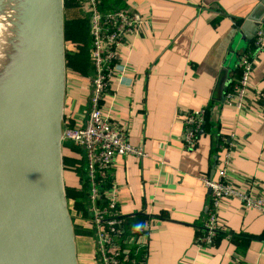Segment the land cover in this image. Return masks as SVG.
<instances>
[{
  "label": "crops",
  "instance_id": "crops-1",
  "mask_svg": "<svg viewBox=\"0 0 264 264\" xmlns=\"http://www.w3.org/2000/svg\"><path fill=\"white\" fill-rule=\"evenodd\" d=\"M261 1L110 0L113 7H132L142 18L138 32L127 35L121 47L133 82L123 84L112 75L103 110L133 145L148 152L143 157L117 154L113 165L121 210L136 223L150 225L145 264H264V212L245 206L238 196L221 201L217 215L226 230L213 244H201L197 230L210 199L205 176L217 178L223 165L217 135L235 133L231 185L264 196V101L259 95L264 92V50L255 58L244 107L224 102L225 86L239 80L240 56L253 40H239L241 24ZM66 49L77 50L75 42ZM91 73L71 65L66 56L63 118L71 124L86 117ZM205 106L204 130L187 147L186 112ZM73 145L63 144L64 181L81 189L75 172L82 152ZM82 214L74 209L81 229L76 231L79 261L97 264L94 238L87 235L93 234Z\"/></svg>",
  "mask_w": 264,
  "mask_h": 264
},
{
  "label": "water",
  "instance_id": "water-1",
  "mask_svg": "<svg viewBox=\"0 0 264 264\" xmlns=\"http://www.w3.org/2000/svg\"><path fill=\"white\" fill-rule=\"evenodd\" d=\"M31 6L35 47L23 118L7 124L0 111V264H80L63 173L65 0ZM263 20L264 0L241 24L239 40H252ZM10 107L9 100L1 110Z\"/></svg>",
  "mask_w": 264,
  "mask_h": 264
},
{
  "label": "built area",
  "instance_id": "built-area-1",
  "mask_svg": "<svg viewBox=\"0 0 264 264\" xmlns=\"http://www.w3.org/2000/svg\"><path fill=\"white\" fill-rule=\"evenodd\" d=\"M110 0H83L90 30L92 73L89 77L88 109L84 120L71 124L63 118L62 144L74 142L81 150L85 163L87 187V215H81L95 241L97 264H145L150 241V225H137L121 210L114 188V158L117 154L134 153L146 156L142 146L133 145L124 129L111 121L103 110V98L110 89V78L116 75L120 83L131 84L127 77L129 62L121 55L129 34L138 32L142 18L130 6L113 7ZM264 50V20L252 40V47L243 51L239 60V80L224 94V102L243 108L251 85L256 56ZM264 101V92L259 93ZM208 107L188 110L184 118L183 140L193 147L204 130ZM235 133L217 135L224 150L223 165L219 176H205L210 188V199L199 230L201 244H213L218 232L225 225L218 220L217 210L221 201L230 195L238 196L247 207L264 212V196L236 190L228 179L232 161ZM233 259L240 263L239 254Z\"/></svg>",
  "mask_w": 264,
  "mask_h": 264
},
{
  "label": "bare ground",
  "instance_id": "bare-ground-1",
  "mask_svg": "<svg viewBox=\"0 0 264 264\" xmlns=\"http://www.w3.org/2000/svg\"><path fill=\"white\" fill-rule=\"evenodd\" d=\"M32 13L31 0H10V8L0 16V77L9 88L6 98H0V111L7 124H17L23 118L25 78L34 59ZM9 100L11 107L1 110Z\"/></svg>",
  "mask_w": 264,
  "mask_h": 264
},
{
  "label": "trees",
  "instance_id": "trees-1",
  "mask_svg": "<svg viewBox=\"0 0 264 264\" xmlns=\"http://www.w3.org/2000/svg\"><path fill=\"white\" fill-rule=\"evenodd\" d=\"M110 5V3H109ZM76 3L74 2V0H65V38L67 35V25L68 23H70L71 27L75 26L77 21L80 20V17H75L77 16L76 13ZM88 19V18H87ZM88 25V23H87ZM89 26V25H88ZM89 29V28H88ZM250 44L248 45L247 49H249L250 47H252V41L249 42ZM89 46H90V38H89ZM76 51V50H75ZM75 53V52H73ZM67 56V61L73 65L74 67H78L79 69L83 70V71H87L90 70L92 71V65L90 63V68L88 69V60L85 61L84 58H78V61H72L71 58H69L68 53H66ZM238 82V81H237ZM237 82H232V84H228L225 86L226 91L230 88H232ZM234 84V85H233ZM225 91V92H226ZM67 144V143H65ZM74 148H77L78 150H80V148L76 147L73 145ZM77 161L76 159H73L71 162H75ZM81 162V165L78 167V171L83 175V182H82V188L81 189H76L74 188H67V192H68V197L70 200L73 201V207H71V211L73 212L74 209L82 211L83 215L86 216L87 215V210H88V204H87V187H88V181L85 177V163L84 160L79 161ZM206 216V214H205ZM75 219V218H74ZM131 222L137 224V225H143V224H138L135 222L134 218L130 217ZM203 226V221H201V223L198 224V233L200 229H202ZM80 229V227L78 226V224L76 223V231H78ZM81 230V229H80ZM222 232V231H220ZM218 232V234L220 233ZM217 234V235H218ZM217 237V236H216ZM215 237V239H216ZM215 242V240H214Z\"/></svg>",
  "mask_w": 264,
  "mask_h": 264
},
{
  "label": "rangeland",
  "instance_id": "rangeland-1",
  "mask_svg": "<svg viewBox=\"0 0 264 264\" xmlns=\"http://www.w3.org/2000/svg\"><path fill=\"white\" fill-rule=\"evenodd\" d=\"M82 1L83 0H74V2L76 3V18L80 17V20L77 21L76 25L71 27L70 23H68L67 25V35H66V40H67V46L68 43H70L71 41L75 42L76 45V51H70L69 49L67 50L68 56L69 58H71L72 61L77 60L78 58L82 59L84 58L85 61L88 60V69L90 68V63H91V50H90V46H89V38H90V30L88 29L89 26L87 25L88 23V19H87V13L84 11L83 7H82ZM8 8H10V0H1V5H0V16H4L6 14V11L8 10ZM2 19V18H1ZM68 48V47H67ZM75 52V53H73ZM3 87V83L1 81V77H0V92L5 90L2 89ZM75 175L77 177L80 176L81 182H83V175L78 171L77 173L75 172ZM79 175V176H78ZM67 186H65V191L67 194V198H68V202H69V206L70 208L73 207V202L69 199L68 197V192H67ZM72 214H74V211L72 212ZM74 219V216H73ZM75 220V219H74ZM75 229H76V225H75ZM88 240H91L94 238L92 235L87 234ZM93 237V238H92Z\"/></svg>",
  "mask_w": 264,
  "mask_h": 264
}]
</instances>
